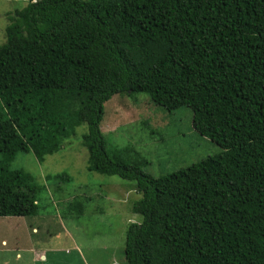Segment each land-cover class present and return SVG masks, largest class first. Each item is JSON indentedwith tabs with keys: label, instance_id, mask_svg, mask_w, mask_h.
<instances>
[{
	"label": "trees",
	"instance_id": "obj_1",
	"mask_svg": "<svg viewBox=\"0 0 264 264\" xmlns=\"http://www.w3.org/2000/svg\"><path fill=\"white\" fill-rule=\"evenodd\" d=\"M9 19L0 218L39 212L43 187L12 168L17 156L44 163L86 124L88 170L141 194L126 264H264V0H32ZM140 93L169 113L190 109L222 152L154 178L137 150L108 147L105 104Z\"/></svg>",
	"mask_w": 264,
	"mask_h": 264
},
{
	"label": "rangeland",
	"instance_id": "obj_2",
	"mask_svg": "<svg viewBox=\"0 0 264 264\" xmlns=\"http://www.w3.org/2000/svg\"><path fill=\"white\" fill-rule=\"evenodd\" d=\"M30 1L0 0V45L6 43L9 15ZM101 129L108 147H130L142 154L149 162L143 170L154 178L222 152L194 130L190 109L182 107L169 113L144 93L115 96L107 102ZM87 130L86 124L78 127L64 149L48 156L44 163L33 153H20L13 162V169L33 175L43 191L38 194L36 216L0 218V264L9 258L6 250L21 244H33L40 248L39 254L45 251L47 264H126V231L129 224L142 219L133 213V204L141 194L134 182L88 170L89 153L82 145ZM62 173L71 177V182L53 179ZM48 176L52 177L49 181ZM3 239L10 243L9 248L2 245Z\"/></svg>",
	"mask_w": 264,
	"mask_h": 264
},
{
	"label": "crops",
	"instance_id": "obj_3",
	"mask_svg": "<svg viewBox=\"0 0 264 264\" xmlns=\"http://www.w3.org/2000/svg\"><path fill=\"white\" fill-rule=\"evenodd\" d=\"M36 231L37 230L35 229L34 232ZM2 245L9 248L10 243L7 239H3ZM39 251L40 248H35L33 244H21V247H16L12 251L6 250L4 254H7L9 258L5 257L1 264H47L48 257L45 254V251H42L40 254Z\"/></svg>",
	"mask_w": 264,
	"mask_h": 264
}]
</instances>
